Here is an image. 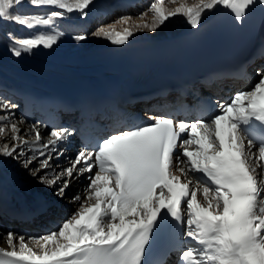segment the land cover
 <instances>
[{"label":"snow or ice","instance_id":"6c2138e0","mask_svg":"<svg viewBox=\"0 0 264 264\" xmlns=\"http://www.w3.org/2000/svg\"><path fill=\"white\" fill-rule=\"evenodd\" d=\"M23 3L0 0V22L49 31L25 37L8 33L9 51L17 58L52 49L64 35L55 28L57 19L73 13L86 18L89 6L96 7L94 0H28L52 10L45 15L12 11ZM257 5L264 8V0H152L137 17H121L93 35L125 45L136 32L155 33L172 18L198 28L206 12L221 9L242 24ZM73 38L79 42L87 36ZM258 55L264 58V48ZM257 76L251 90L220 104L207 120L150 116L151 124H135L94 149L79 150L58 172L53 161L63 156L58 146L70 130H52L45 140L30 125L22 135L13 119L16 105L0 98V138L11 133L0 156L25 157L23 167L33 177L44 170L39 182L61 199L74 179L87 173L89 181L83 195L71 198L76 211L56 230L27 240L8 232L9 250L0 248V264H151L153 245L166 232H178L180 245L186 244L181 264H264V69ZM29 133L31 140L25 139Z\"/></svg>","mask_w":264,"mask_h":264},{"label":"bare ground","instance_id":"6f19581e","mask_svg":"<svg viewBox=\"0 0 264 264\" xmlns=\"http://www.w3.org/2000/svg\"><path fill=\"white\" fill-rule=\"evenodd\" d=\"M94 2L96 4V7L93 8L91 5L89 6L90 10H87L88 15L86 18H80L76 13H73L70 14L69 18L56 20V30L64 32V35L61 37L59 42L53 46L52 49L40 48L39 50L34 51L33 54H24L19 58L15 57L9 51L10 41L8 39V33H10V31L4 28L2 29V25L3 27H6L15 23L0 22V77L4 79H19L23 76H28L30 78L60 77L64 81H68L69 79H80L82 77L71 75V72L82 70L83 67L70 66L57 60L64 59L67 56H72L75 54H83L89 52L93 53L103 49L123 47L125 45H130L140 41L166 40L187 34L195 29L192 28L183 18L177 17L172 18L170 21L166 22V24L158 29L155 33L146 31L136 32L135 35L130 38L127 44L113 45L106 39L97 38L96 36H94L93 34L97 30H93V26L98 22L104 20V18H106V16L112 12L111 9L113 7H117L118 10L116 12H123L125 15L128 14L129 16L135 18L147 9L152 0H148L143 5H136L134 8L126 11L122 10L121 7L127 3H136V0H94ZM51 10L52 9L47 6H32L28 3V0H24V3L22 5L14 7L12 9L13 12L19 11L22 15H45L48 14ZM223 10L224 9H221L219 11L213 10L211 12H206L202 17L201 25L207 23L210 17L215 14L221 13ZM110 16L112 17L113 13ZM87 18L93 19L94 24L90 26L89 29L83 30L80 24L87 22ZM129 23H133V21H130ZM71 24H73L72 29L70 28ZM16 25V29L20 35L19 37L31 35L32 31H49V29L43 26L38 27L34 30H27L26 28H24V26L18 24ZM104 25L105 24H101V26ZM85 26L88 25L86 24ZM118 26H120V28L122 27L119 24ZM120 28L117 29L120 30ZM79 34L86 35L87 39L79 42L76 41L73 37ZM47 66H51L52 68H49ZM59 69L65 71H59ZM109 76L111 75L104 74L102 77L94 76L93 78H107ZM0 98L5 99L1 95ZM14 105H16V107L12 109L14 113L13 119L16 122H19L21 124L20 126H23L20 128L22 134L28 131L30 125H27L24 122L21 110L18 105ZM0 114H4L2 110H0ZM21 121L23 122L21 123ZM36 126L40 130L41 135L45 140L48 138L49 133L53 130L49 129L48 127H40L39 125ZM68 130H70L72 135L68 137L67 141L60 143L58 146L59 150L63 152V156H61L59 160L53 161L54 164H58L59 166L61 165L62 169L70 166V161L75 158L79 151V146L76 142H74L77 141L74 132L70 128ZM10 138L11 133L9 132L8 136L0 138V145H2L5 140H10ZM29 140H31V137ZM41 143H43V141H41ZM29 154L32 155L30 151L27 152V155ZM24 158L25 157H21L20 161H22ZM18 165L19 160H12V158L0 156V205H2L3 203L12 202L14 208H22L29 211L30 213H36L37 209L39 207H42L43 215L38 220H35V224L39 225L38 227L29 225L25 228H19L21 230L11 229L0 219V248H3L5 250H9V246L4 240V236L8 232H14L18 233L19 235H23L26 240L29 237L41 236L45 234V231L40 232V227H47L46 224V226L41 225V222L47 221L48 219L50 220L48 221L49 224L51 222H54V215L59 212L58 209L65 205V203L60 202L61 198L54 195L52 188L43 186L39 182V180H35V177L30 175L29 169L25 168L24 171H21ZM87 175L88 174L86 173L83 176H80L78 179L73 180V185H71L68 191V195L70 196L69 198H72V196L78 193L83 195L84 189L89 183L86 178ZM72 186L75 190H72ZM70 208L71 209H66V211L71 212L72 207ZM49 215L52 216V218H49Z\"/></svg>","mask_w":264,"mask_h":264},{"label":"rangeland","instance_id":"374dc122","mask_svg":"<svg viewBox=\"0 0 264 264\" xmlns=\"http://www.w3.org/2000/svg\"><path fill=\"white\" fill-rule=\"evenodd\" d=\"M113 13V16L111 17L110 15ZM105 16V15H104ZM108 16H110V17H108ZM124 16H129L128 14L127 15H125L123 12H111V13H109V15H107L106 16V18H104V20H102V21H100V22H98L97 24H95L94 26H93V30H98V29H100L102 26H101V24H105L104 26H108V25H111V24H113L114 22H116V21H118L121 17H124ZM132 16H136V15H132ZM108 17V18H107ZM101 26V27H100ZM117 28H120V26H118L117 25ZM16 122V121H15ZM18 123V126H20L21 124L19 123V122H17ZM21 127H23V126H20V128ZM24 133H26V132H24ZM24 133H22V134H24ZM30 137H31V134H28L27 136H25V139H30ZM28 156H31V154H29ZM10 158V157H9ZM25 159V158H24ZM24 159L22 160V161H20V159H19V165H18V167H19V169L21 170V171H24V167H23V161H24ZM12 160H13V158H12ZM35 166V163L33 164V165H30L29 166V168H31V167H34ZM62 169V166L60 165L59 167H57V168H55V171H60ZM44 174V170H42L40 173H38V175H37V177H35V180H38V176L39 175H43ZM43 186H45L44 184H42ZM73 185V184H72ZM72 190H75L74 188H73V186H72ZM70 196L68 195V191L66 192V194H65V196H64V198L63 199H60V202L61 203H65V205L64 206H62L60 209H58V213H56V215H58V216H56V217H54V222H52V224L50 225V224H47V226H48V229L47 228H43L41 231H45V233H47V232H50V231H54V230H56L58 227H59V225L64 221V220H66L69 216H71V214L73 213V212H75L76 211V209H77V207H78V204H75V203H73L72 202V200H71V198H69ZM70 207H72V211L71 212H67L66 211V209H71ZM55 216V215H54ZM49 218H52V216L51 217H49Z\"/></svg>","mask_w":264,"mask_h":264}]
</instances>
